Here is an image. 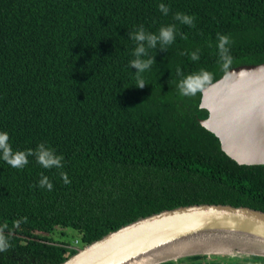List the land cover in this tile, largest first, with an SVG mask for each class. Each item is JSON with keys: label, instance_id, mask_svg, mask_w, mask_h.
Returning a JSON list of instances; mask_svg holds the SVG:
<instances>
[{"label": "trees", "instance_id": "trees-1", "mask_svg": "<svg viewBox=\"0 0 264 264\" xmlns=\"http://www.w3.org/2000/svg\"><path fill=\"white\" fill-rule=\"evenodd\" d=\"M169 25L174 42L147 50L155 63L139 74L146 86L137 88L130 67L137 45L129 33L143 26L158 35ZM221 35L229 38L227 58L218 48ZM262 63L264 0H0V132L14 151L43 143L63 157L61 168L45 169L35 156L13 168L0 152V264H61L76 253L61 240L68 231L82 248L178 207L264 213V166L237 164L199 124L208 116L199 108L203 87L233 68ZM202 71L208 78L182 94L181 81ZM43 177L52 190L39 186ZM162 264L264 258L193 256Z\"/></svg>", "mask_w": 264, "mask_h": 264}, {"label": "water", "instance_id": "water-1", "mask_svg": "<svg viewBox=\"0 0 264 264\" xmlns=\"http://www.w3.org/2000/svg\"><path fill=\"white\" fill-rule=\"evenodd\" d=\"M199 124L239 165L264 166V63L239 66L201 90ZM61 264H162L193 256L263 257L264 213L230 205L163 210L129 223Z\"/></svg>", "mask_w": 264, "mask_h": 264}, {"label": "clouds", "instance_id": "clouds-1", "mask_svg": "<svg viewBox=\"0 0 264 264\" xmlns=\"http://www.w3.org/2000/svg\"><path fill=\"white\" fill-rule=\"evenodd\" d=\"M159 9L165 15L168 13L169 9L164 5L160 4ZM177 20L186 25H192L194 18L185 14L177 13ZM175 25H169L166 27H161L159 34L148 33L144 30L143 26H140L139 29L135 32L129 33V38L136 42V48L134 52L135 59L130 62V67L136 70L137 74V88H144L145 82L140 77L139 74L150 69L151 66L155 63V57L148 56V49H155L157 44L160 43L162 46L170 45L174 42L175 39ZM218 48L220 50L222 58H227V48L226 45L229 43V38L225 35L219 36ZM144 57H148L145 59ZM192 60H198L199 57L197 53L191 54ZM177 74H180V69H177ZM208 74L206 72H201L199 75H190L179 84L180 92L184 95H188L196 90L202 80H206ZM10 137L6 132H0V152L3 154V160L13 168H23L28 163L29 156H35L37 162L42 165L45 169L50 168H61L63 167L62 156L55 154V151L51 148H46L42 143L37 146V149L33 151L28 149L26 151H14L11 144L9 143ZM61 177L64 180V183H69V179L66 173H61ZM40 187H47L48 190H52L53 185L49 182L47 177H43L40 180ZM3 237H0V246L4 245Z\"/></svg>", "mask_w": 264, "mask_h": 264}, {"label": "rangeland", "instance_id": "rangeland-1", "mask_svg": "<svg viewBox=\"0 0 264 264\" xmlns=\"http://www.w3.org/2000/svg\"><path fill=\"white\" fill-rule=\"evenodd\" d=\"M68 235L67 236H65L64 238H62L61 240L62 241H68V242H71V244L73 245V246H76V247H81V245L80 244H73V240H72V238H73V234L70 232V231H68ZM59 240V239H58ZM204 256V255H203ZM207 257H211V255L210 256H207Z\"/></svg>", "mask_w": 264, "mask_h": 264}]
</instances>
